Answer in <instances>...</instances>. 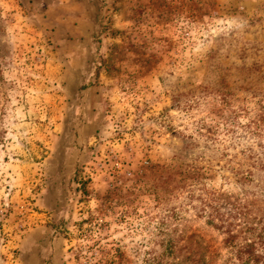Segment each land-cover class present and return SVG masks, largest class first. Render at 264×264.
Returning <instances> with one entry per match:
<instances>
[{
    "label": "rangeland",
    "instance_id": "rangeland-1",
    "mask_svg": "<svg viewBox=\"0 0 264 264\" xmlns=\"http://www.w3.org/2000/svg\"><path fill=\"white\" fill-rule=\"evenodd\" d=\"M62 1L0 0V264H227L207 205L264 221V0Z\"/></svg>",
    "mask_w": 264,
    "mask_h": 264
},
{
    "label": "trees",
    "instance_id": "trees-1",
    "mask_svg": "<svg viewBox=\"0 0 264 264\" xmlns=\"http://www.w3.org/2000/svg\"><path fill=\"white\" fill-rule=\"evenodd\" d=\"M255 124L259 129V125ZM230 131L234 132L235 130ZM254 167L264 168L263 161L258 158ZM237 173L239 174V172ZM247 175H250V178L247 176L246 180L252 181L253 173L249 172ZM244 202L231 203L226 207L208 204L207 207L210 210L206 213H209L208 215L211 217L209 223L215 222L214 219H216L219 223L215 227L226 236L225 245L229 251L227 264H264V221L262 218L257 221L250 219V209L245 206ZM238 218L240 223L235 224L234 221ZM240 218H244V220L240 221Z\"/></svg>",
    "mask_w": 264,
    "mask_h": 264
},
{
    "label": "crops",
    "instance_id": "crops-1",
    "mask_svg": "<svg viewBox=\"0 0 264 264\" xmlns=\"http://www.w3.org/2000/svg\"><path fill=\"white\" fill-rule=\"evenodd\" d=\"M44 2L48 7H55L58 6V4H63L62 0H40V2Z\"/></svg>",
    "mask_w": 264,
    "mask_h": 264
}]
</instances>
